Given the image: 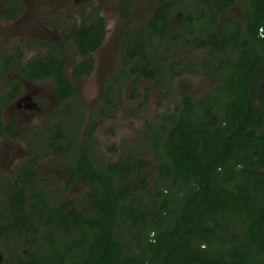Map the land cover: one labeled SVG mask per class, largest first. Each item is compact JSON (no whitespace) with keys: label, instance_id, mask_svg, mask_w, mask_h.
<instances>
[{"label":"trees","instance_id":"1","mask_svg":"<svg viewBox=\"0 0 264 264\" xmlns=\"http://www.w3.org/2000/svg\"><path fill=\"white\" fill-rule=\"evenodd\" d=\"M136 2L120 0L122 19L132 16ZM1 3L6 19L16 20L24 11L22 0ZM233 6L241 17L226 14ZM261 28L264 35V0L161 2L127 32L120 69L104 84L103 106L90 118L76 102L79 91L62 41L28 42L45 48L28 60L21 46L8 52L0 42L1 134L25 137L3 120L4 108L23 92V80L51 79L64 104L53 133L30 138V155L17 165L15 177L0 174V228L15 232L28 247L14 264H264ZM68 35L81 56L72 75L89 76L96 67L94 52L107 35L105 17L97 8L88 22L72 23ZM184 49L203 55H181ZM184 72L212 75L216 84L200 98L179 93L175 109L160 115L150 142L156 179L150 176L152 161L142 154L127 151L99 164L94 134L102 117L112 116L104 104L118 100L114 86L130 82L134 93L143 78L163 86L167 77ZM151 89L146 87L145 100ZM57 154L67 158L65 190L77 180L88 186L83 200L60 202V194L53 196L51 179L42 176L39 164Z\"/></svg>","mask_w":264,"mask_h":264},{"label":"rangeland","instance_id":"2","mask_svg":"<svg viewBox=\"0 0 264 264\" xmlns=\"http://www.w3.org/2000/svg\"><path fill=\"white\" fill-rule=\"evenodd\" d=\"M22 1L25 5L24 12L16 20L4 18L2 15L6 6L0 4V42L8 52L21 46L25 60H28L45 52V48L29 45L33 40L48 43L62 41L65 45L67 71L79 91L76 102L85 110L87 118H90L103 106L104 84L120 69L127 32L142 24L154 8L165 0H137L132 16L127 20L120 16V0ZM97 8L106 19L107 35L100 49L94 52V71L89 76L75 77L72 69L81 56L77 54L74 38L68 35V29L74 22H88ZM226 14L241 17L238 6H233ZM180 54L191 55L193 58L203 55L191 49H184ZM13 73L14 71L10 75ZM165 82L162 83L163 86H159L155 80L143 78L137 82L134 93L130 82L121 85L120 89L114 86L112 92H119L118 100L114 99L115 105L104 104L108 112H112V116H103L94 134L95 158L99 164L116 161L127 151L136 156L142 154L152 161L150 176L152 180L156 179L157 161L150 151V142L155 125L161 122L160 115L175 109L179 103V93H189L193 98L202 97L213 89L216 78L212 75L184 72L172 79L167 77ZM167 84L172 87L169 93L165 90ZM147 86H152V89L145 100ZM262 86L264 87V79ZM62 108L64 104L53 91L51 79L35 83L23 80V92L4 108L3 120L12 123L25 137L14 138L0 133V174L15 177L17 165L30 155V138H48L53 133L52 128L61 120ZM88 125L87 123L81 129L83 137L87 136ZM66 160L62 154L48 155L40 160L39 170L42 176L51 179L49 187L53 196L61 195L60 202L83 200L88 186L82 180H77L65 190ZM52 184L58 185L59 189L56 190ZM5 202L6 205L10 204L9 199H5ZM74 209L77 207L74 206ZM20 238L15 232L4 234L0 228V264H14L18 257H25L28 247L26 240Z\"/></svg>","mask_w":264,"mask_h":264},{"label":"flooded vegetation","instance_id":"3","mask_svg":"<svg viewBox=\"0 0 264 264\" xmlns=\"http://www.w3.org/2000/svg\"><path fill=\"white\" fill-rule=\"evenodd\" d=\"M1 4H3V3H1ZM4 5L6 6V4H4ZM6 8H7V6H6ZM6 8H5V9H6ZM24 8H25V5H24ZM4 11H5V10H4ZM23 12H24V11H23ZM22 14H23V13H22ZM2 16L5 18V16H4V15H2ZM7 20H9V19H7ZM13 76H15V77H18V78H19V76H18V74L16 73V71H14V73H13ZM21 94H22V93H21ZM18 97H19V96H18ZM18 97H17V98H18ZM17 98H16V99H17ZM16 99H15V100H16Z\"/></svg>","mask_w":264,"mask_h":264},{"label":"built area","instance_id":"4","mask_svg":"<svg viewBox=\"0 0 264 264\" xmlns=\"http://www.w3.org/2000/svg\"><path fill=\"white\" fill-rule=\"evenodd\" d=\"M260 34H261V36H264L263 35V29L262 28L260 29Z\"/></svg>","mask_w":264,"mask_h":264}]
</instances>
